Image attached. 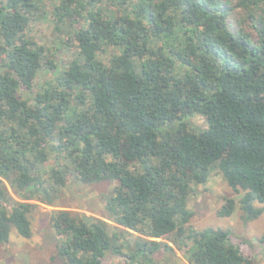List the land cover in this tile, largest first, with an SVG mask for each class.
Returning <instances> with one entry per match:
<instances>
[{
    "label": "trees",
    "instance_id": "16d2710c",
    "mask_svg": "<svg viewBox=\"0 0 264 264\" xmlns=\"http://www.w3.org/2000/svg\"><path fill=\"white\" fill-rule=\"evenodd\" d=\"M214 169L241 196L219 216L259 218L264 0H0V245L43 204L64 264H259L190 225ZM72 180L112 185L104 218L58 205Z\"/></svg>",
    "mask_w": 264,
    "mask_h": 264
},
{
    "label": "rangeland",
    "instance_id": "374dc122",
    "mask_svg": "<svg viewBox=\"0 0 264 264\" xmlns=\"http://www.w3.org/2000/svg\"><path fill=\"white\" fill-rule=\"evenodd\" d=\"M39 32L46 39L44 42L52 40L49 38L52 35L49 27L43 26ZM58 56L59 65L64 57L68 58V55L62 52H59ZM49 77L51 76H45L44 79ZM190 122L198 133L207 128L201 117H194ZM111 190L112 185L108 182L87 185L72 180L62 190L57 202L63 209L74 213L104 218L106 196ZM227 197L236 198L237 201L241 198L230 188L221 172L214 169L207 184L194 186L189 203V208L193 212L190 225L199 231L211 227L227 231L235 245L241 246L244 250L251 248V245L254 246L259 264H264V243L260 242L264 237V212L257 219H249L238 206L232 217H220L218 213ZM39 205V208L32 213L33 237L25 239L14 229L11 242L0 245V264H64L58 254V241L50 220L53 209L43 204ZM256 206L259 205L256 203ZM156 259L165 264H188L178 250L175 254H158ZM104 262V264H125L122 258L111 254Z\"/></svg>",
    "mask_w": 264,
    "mask_h": 264
}]
</instances>
